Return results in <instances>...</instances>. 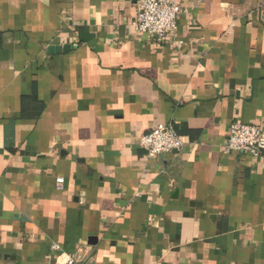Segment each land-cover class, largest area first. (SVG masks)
Returning <instances> with one entry per match:
<instances>
[{
  "label": "crops",
  "instance_id": "0c3cea01",
  "mask_svg": "<svg viewBox=\"0 0 264 264\" xmlns=\"http://www.w3.org/2000/svg\"><path fill=\"white\" fill-rule=\"evenodd\" d=\"M174 1L161 44L138 0H0V264H264V140L225 150L264 131V0Z\"/></svg>",
  "mask_w": 264,
  "mask_h": 264
},
{
  "label": "built area",
  "instance_id": "2783aa9c",
  "mask_svg": "<svg viewBox=\"0 0 264 264\" xmlns=\"http://www.w3.org/2000/svg\"><path fill=\"white\" fill-rule=\"evenodd\" d=\"M180 7L174 0H138L133 27L148 34L161 44L167 43L178 31ZM264 131L258 125L235 123L230 128L225 145L227 153H251L261 156L260 144ZM186 143L172 124H159L141 138L140 146L150 158L171 152H182ZM60 247L54 246L58 251Z\"/></svg>",
  "mask_w": 264,
  "mask_h": 264
}]
</instances>
